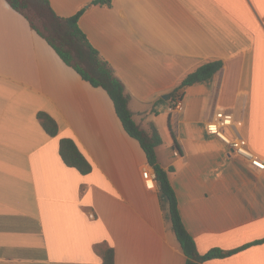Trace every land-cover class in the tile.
<instances>
[{
    "label": "crops",
    "instance_id": "crops-1",
    "mask_svg": "<svg viewBox=\"0 0 264 264\" xmlns=\"http://www.w3.org/2000/svg\"><path fill=\"white\" fill-rule=\"evenodd\" d=\"M49 1L61 17L85 10L79 25L125 85L133 119L159 132L158 161L173 168L199 253L264 241V170L207 129L218 110L231 112L226 133L264 160V0ZM213 61L223 68L211 80L178 90ZM177 97L183 109L170 113ZM41 112L57 121V136ZM62 139L75 141L91 173L65 164ZM146 169L156 173L107 91L0 0V264H103L108 248L115 264H186ZM203 264H264V242Z\"/></svg>",
    "mask_w": 264,
    "mask_h": 264
},
{
    "label": "trees",
    "instance_id": "trees-1",
    "mask_svg": "<svg viewBox=\"0 0 264 264\" xmlns=\"http://www.w3.org/2000/svg\"><path fill=\"white\" fill-rule=\"evenodd\" d=\"M17 12L22 14L35 30L57 52L61 59L70 67L74 68L81 77L95 88H103L112 99L117 115L121 120L125 131L137 140L146 153L149 164L154 168L161 192L166 198L170 216L176 237L187 257L186 264H203L215 258H226L239 251L247 249L257 241L247 244L233 251L212 249L202 255L197 249L196 242L186 229L181 216L179 201L176 192L170 182L169 174L173 168L164 169L157 157V148L163 140L159 132L152 128L147 132L133 119L129 108L130 97L126 93L125 85L116 77L111 66L104 61L79 25L81 15L85 10L73 17H61L53 10L49 0H6ZM114 0H95L96 6H112ZM223 68L222 61L206 63L196 71L190 73L182 82L178 90L211 80ZM177 90V91H178ZM39 118L45 131L52 137L59 134V124L50 115L41 112ZM175 149L178 147L174 142ZM60 155L68 167L77 169L87 175L93 168L72 139H62L60 143ZM103 264H115V251L108 248L104 253Z\"/></svg>",
    "mask_w": 264,
    "mask_h": 264
},
{
    "label": "built area",
    "instance_id": "built-area-1",
    "mask_svg": "<svg viewBox=\"0 0 264 264\" xmlns=\"http://www.w3.org/2000/svg\"><path fill=\"white\" fill-rule=\"evenodd\" d=\"M183 109V101L181 98L172 100L169 111L170 113L178 112ZM234 115L226 110H218L215 114L214 120L207 124V129L211 134L216 135L223 142H225L238 156L249 161L255 168L264 170V160L256 156L249 148L248 141L243 138H232L226 133V129L233 126ZM178 156L179 153L175 152ZM143 178L146 181L156 180V173L149 169L144 170Z\"/></svg>",
    "mask_w": 264,
    "mask_h": 264
},
{
    "label": "rangeland",
    "instance_id": "rangeland-1",
    "mask_svg": "<svg viewBox=\"0 0 264 264\" xmlns=\"http://www.w3.org/2000/svg\"><path fill=\"white\" fill-rule=\"evenodd\" d=\"M184 103L187 104V100ZM163 105L165 106V103H163Z\"/></svg>",
    "mask_w": 264,
    "mask_h": 264
},
{
    "label": "water",
    "instance_id": "water-1",
    "mask_svg": "<svg viewBox=\"0 0 264 264\" xmlns=\"http://www.w3.org/2000/svg\"><path fill=\"white\" fill-rule=\"evenodd\" d=\"M165 99H167V96H165Z\"/></svg>",
    "mask_w": 264,
    "mask_h": 264
}]
</instances>
